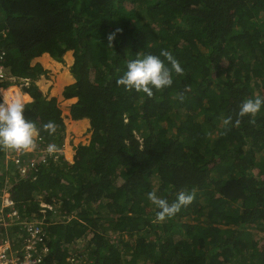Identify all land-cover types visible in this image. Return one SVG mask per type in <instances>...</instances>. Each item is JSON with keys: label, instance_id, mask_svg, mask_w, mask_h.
I'll list each match as a JSON object with an SVG mask.
<instances>
[{"label": "trees", "instance_id": "16d2710c", "mask_svg": "<svg viewBox=\"0 0 264 264\" xmlns=\"http://www.w3.org/2000/svg\"><path fill=\"white\" fill-rule=\"evenodd\" d=\"M162 50L184 69L171 87L148 98L117 84L129 60ZM68 51L75 83L63 96L78 99L73 122L92 129L73 163L57 99L35 84L46 72L31 65L44 54L58 72ZM0 69L5 98L24 99L41 129L43 157L0 150V187L45 233L40 264H264V107L223 124L264 97V0H0ZM72 76L65 70L54 93ZM181 190L195 191L193 203L157 222L147 194L172 203ZM8 233L22 245L20 226L0 227L1 241Z\"/></svg>", "mask_w": 264, "mask_h": 264}, {"label": "clouds", "instance_id": "9594fccd", "mask_svg": "<svg viewBox=\"0 0 264 264\" xmlns=\"http://www.w3.org/2000/svg\"><path fill=\"white\" fill-rule=\"evenodd\" d=\"M116 31L120 30L117 29ZM114 38L115 33L108 36L110 45ZM161 57L164 59H161ZM126 68L127 70L117 80V84L123 86L129 92L133 90L137 93L142 92L148 98L154 96L153 89L162 91L171 87L173 84V73L178 76L184 74V69L179 61L168 50H162L158 56L148 54L140 57L138 55L136 59L127 62ZM177 98L183 101L184 96L178 94ZM262 107H264V97L257 96L245 99L239 106L238 118L234 123L233 118L229 116L223 120V124L225 126L233 125L238 127L242 118L245 116L255 117ZM25 111L26 102L24 99L17 95L14 99L8 100L5 98V91L0 90V150L32 152L36 149V138L39 139L41 129L37 127L35 122L25 118ZM254 122V120H250V123ZM42 128L49 135H54L58 126L54 121H49L43 124ZM46 151L48 155L55 158L61 149L55 143H50ZM195 196V191L181 190L177 194L176 200L169 203L166 199L160 198L156 191H151L147 194L148 200L159 209L156 215L157 222H165L167 219L176 216L182 208L193 203Z\"/></svg>", "mask_w": 264, "mask_h": 264}, {"label": "rangeland", "instance_id": "374dc122", "mask_svg": "<svg viewBox=\"0 0 264 264\" xmlns=\"http://www.w3.org/2000/svg\"><path fill=\"white\" fill-rule=\"evenodd\" d=\"M43 55L39 58L34 59L31 63L32 66L39 64L43 68V70L46 72V75L40 76L35 81V84L43 92V94L45 96H47L48 99H52V98L57 99L58 106L62 110V115L64 117V122L66 124V137H65L63 149L61 152H63L65 159L69 163H73L77 148L80 145L88 146L90 144L91 138H92V129H91V124H90L89 120H86L84 122L80 121V123L76 124L75 121L73 122V120L71 119V116H70L71 108L75 103H77L78 99L75 98L72 100L71 99L67 100L63 96L65 88L69 87L75 83V79L72 76L71 71H70L71 67L73 66V64L75 62L74 52L68 51L63 57V60H64L63 63L56 61L54 58L51 57L50 54H47V55H49V57L51 59H53L54 61H56L57 63L60 64L61 68L58 72L52 71L44 65V63L42 62ZM54 69H56V68L54 67ZM65 70L68 71V73L70 74V76H72L74 81L71 83L70 82L66 83L60 93H57V92L54 93L55 88H56V84L58 85V83H59V77ZM46 85H47V87H46ZM20 92L23 95V93H22L23 90ZM76 125H79L81 127L84 126V128H86L85 131L77 132L76 128H75ZM38 140L39 139L36 138V143L38 142ZM68 152L71 153L70 156L68 155ZM24 153H30V154L35 153L36 155L41 154L38 157H43L42 150H38L37 147L32 152H24ZM46 154H47V151H46ZM18 157H19V154L16 151L7 150V157H6L7 160L16 161V160H18ZM31 161H34V158ZM21 175L24 176L23 171H22ZM7 181H8V179L6 178V182ZM9 187H10L9 185H6L2 188L0 187V194L2 193V195H0V213L4 210L5 207H7L6 201H8V199L10 197ZM7 216H8L7 213H4V217L7 218ZM12 226H14V225H12ZM262 236H263V233L260 232V233H258V237L256 236V239H260ZM7 237H8L7 239H2V241L0 239V244L3 242L2 245H0V247L2 249L5 248V245H10V248H11L9 250V253H8L9 254L8 260H7V262H5V264H20L21 263L20 258H23V255H21V252L23 250V246L21 244H18L17 240L15 239L16 237L13 238L11 236V234L8 233ZM1 238H2V236H1ZM83 245H84V242H81L78 245V248H82Z\"/></svg>", "mask_w": 264, "mask_h": 264}, {"label": "built area", "instance_id": "2783aa9c", "mask_svg": "<svg viewBox=\"0 0 264 264\" xmlns=\"http://www.w3.org/2000/svg\"><path fill=\"white\" fill-rule=\"evenodd\" d=\"M0 77H3V70L0 69ZM19 154V157L24 153V151H16ZM18 157V159H19ZM26 170L23 169V173H26ZM10 195V194H9ZM7 207L4 208V210L0 213V227L1 228H7L12 225H18L21 227V231L25 233V238L22 239L23 243V258L21 259L20 264H40L42 261V257L36 252V248L38 244H41L44 242L45 233L43 232V229L41 226L34 221H28L23 220L21 216L19 215L18 210L15 208L14 203L11 199V195L6 201ZM4 213H7V218L4 217ZM6 218V219H5ZM2 245V244H0ZM10 245H5V248L2 249L0 247V264H5L7 262L9 257V250ZM45 253L48 252V250L44 249ZM22 255V254H21Z\"/></svg>", "mask_w": 264, "mask_h": 264}, {"label": "bare ground", "instance_id": "6f19581e", "mask_svg": "<svg viewBox=\"0 0 264 264\" xmlns=\"http://www.w3.org/2000/svg\"><path fill=\"white\" fill-rule=\"evenodd\" d=\"M74 99V98H73Z\"/></svg>", "mask_w": 264, "mask_h": 264}, {"label": "crops", "instance_id": "0c3cea01", "mask_svg": "<svg viewBox=\"0 0 264 264\" xmlns=\"http://www.w3.org/2000/svg\"><path fill=\"white\" fill-rule=\"evenodd\" d=\"M75 99V98H74Z\"/></svg>", "mask_w": 264, "mask_h": 264}]
</instances>
